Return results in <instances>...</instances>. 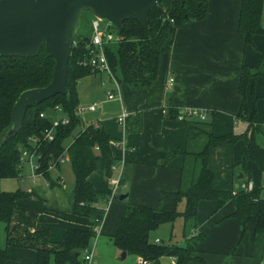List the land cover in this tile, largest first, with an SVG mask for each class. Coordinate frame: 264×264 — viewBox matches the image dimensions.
Masks as SVG:
<instances>
[{"label":"trees","instance_id":"16d2710c","mask_svg":"<svg viewBox=\"0 0 264 264\" xmlns=\"http://www.w3.org/2000/svg\"><path fill=\"white\" fill-rule=\"evenodd\" d=\"M208 1L161 0L148 12L146 25L138 20L128 19L117 29L108 21L109 28L106 31L117 34V49L115 52L110 51L106 47L109 43L107 41L104 51L117 84L125 83L134 90L149 88L157 75L159 57L171 48L176 29L186 22L204 18ZM263 1L240 0L237 30L243 35L246 45H253L254 35H264V28L260 23ZM81 23L82 16L80 25ZM77 33L80 39L72 47L67 65L68 93L57 94L29 108L19 131L5 141L2 138L10 126V112L16 97L22 90L47 85L52 77L54 60L47 54L44 46L33 57L0 56V179L19 175L22 166L19 161L20 149L26 148L36 152L39 162L36 173L54 184L48 167L53 162L56 163L54 167L59 166L58 159L67 155L74 176L69 211L91 219L96 225V222L102 220L103 211L96 208L94 202L103 194L94 188L88 177L91 173H97L112 179L115 157L109 144L111 136L99 124L95 127L94 124L98 123L96 121L86 124L73 135L67 148L63 147V140L82 122L81 116L75 113L79 103L75 89L76 80L92 73L78 64L79 60L88 56L91 32L83 35L79 26ZM117 68L120 77L115 74ZM258 76L264 78V50L260 51L258 64L243 65L240 69L238 92L241 103L237 117L248 121V130L243 134L238 135L231 130L221 135L214 134L213 111L207 112L209 115L206 114L204 119L195 118L188 121L185 146L173 152L181 154L183 158L178 188L159 191L155 206L126 204L114 232L109 236L120 252L145 259L149 263L162 256L173 257L175 264H187L191 259L202 261L193 255L203 236L201 233L185 238L183 245L164 243L159 239L155 242L156 239H152V234L159 226L172 224L177 218L195 223L198 206L202 201H214L219 208L234 198L235 209L229 217L235 218L243 226H249L254 233L264 234L262 188L254 185L251 190H238L235 194H232L231 190L217 189L213 185V172L207 165L213 147L233 144L243 139L244 151L234 165L240 166L247 179L251 176L248 162L253 163L259 170H264V148L254 139L257 131L264 133V126L253 124L255 110H249L246 99L248 86ZM103 80H108L107 76ZM108 81L115 87L112 80ZM109 90L115 92L114 88ZM54 106L60 107L68 118V123L53 129L52 140L40 141L32 146L29 138L40 136L51 126V121L43 112L44 108ZM96 109L97 107L94 111ZM167 111L168 116L176 119L178 109L169 107ZM40 113L44 116L41 117ZM125 124V131H137L141 126V118L138 114L126 117ZM125 174L126 169L123 168V173L118 178H113L118 179L117 187L124 183ZM33 198L40 201L34 190L0 191V222L3 223L5 235L4 245H0V264H6L9 259V246L34 249L35 264H49L50 259L54 264H85L80 254L89 246L96 231L92 226L67 228L58 242H52L49 228L38 219V211L21 203L22 200ZM115 199L118 200L119 195H116ZM180 202H183L182 209H178Z\"/></svg>","mask_w":264,"mask_h":264},{"label":"crops","instance_id":"0c3cea01","mask_svg":"<svg viewBox=\"0 0 264 264\" xmlns=\"http://www.w3.org/2000/svg\"><path fill=\"white\" fill-rule=\"evenodd\" d=\"M239 10L240 0H209L204 18L186 22L176 29L172 46L160 55L156 78L147 89L134 90L121 82L118 83L120 98L107 100L106 91L117 90L108 80L102 83L105 75L98 74L102 76L103 86L111 85L105 91L103 100L96 101L92 96L94 100L83 104L87 106L95 102L98 106L94 112H85L96 113L92 117L88 115V121L82 128L96 121L111 136V140L124 141L125 148L111 147V150L115 157L112 176L118 178L124 168L125 181L114 189L109 178L97 173L89 175L94 188L103 194L94 202V206L103 211L101 223L95 225L91 219L69 211L73 183L67 193L65 174L59 166L50 169L55 173L53 177L50 175L54 184L46 180L47 189L43 196L38 194L37 188L27 189H33L40 201L33 198L21 203L38 211V219L49 228L52 242H58L67 228L92 226L96 233L87 246L92 254L89 264H139L137 256L125 254L124 258H120L121 252L109 236L114 232L127 203L155 206L159 191L178 188L183 158L173 152L184 148L188 121L196 118L187 117L178 121L168 113L162 115L161 109L213 111L212 130L216 135L230 130L240 135L248 130V121L237 117L241 103L239 73L243 65L258 64L260 51L264 50V35H254L253 45H246L243 35L237 30ZM260 23L264 28V1ZM170 78L173 80L169 81ZM246 99L249 110H255L253 124L264 126V78L258 76L250 83ZM122 112L127 113V117L138 114L140 129L122 133L116 121ZM254 139L264 148L263 132L257 131ZM244 146V140L239 139L233 144L212 148L207 165L213 172L215 188L238 191L241 182L246 181V174L242 173L240 166L234 165L240 160ZM247 165L251 170L247 180L260 186L264 197V170H259L251 162ZM115 194L124 197L116 200ZM234 209V198L219 208L214 201H202L195 223L177 218L167 226L170 232L168 241L164 242L161 235H157L159 228L152 234V239L183 245L185 238L201 233L203 236L193 255L202 261L191 259L187 264H264V234L254 233L249 226H243L229 217ZM178 220L181 222H176ZM175 224L181 230V236L173 237ZM7 253L9 259L6 264H35L36 253L30 247L9 246ZM50 261L54 264L52 259ZM174 262L173 257L162 256L149 264Z\"/></svg>","mask_w":264,"mask_h":264},{"label":"water","instance_id":"95a60500","mask_svg":"<svg viewBox=\"0 0 264 264\" xmlns=\"http://www.w3.org/2000/svg\"><path fill=\"white\" fill-rule=\"evenodd\" d=\"M161 0H0V56L33 57L42 46L53 58L50 82L22 90L13 102L5 141L21 128L26 111L57 94L68 93L66 72L72 47L79 41L77 30L82 11L110 21L117 29L135 19L146 25L148 12ZM184 1V0H181ZM240 175V174H239ZM124 195H120L122 199ZM125 252L120 253L124 258ZM78 254H76L77 256Z\"/></svg>","mask_w":264,"mask_h":264},{"label":"built area","instance_id":"2783aa9c","mask_svg":"<svg viewBox=\"0 0 264 264\" xmlns=\"http://www.w3.org/2000/svg\"><path fill=\"white\" fill-rule=\"evenodd\" d=\"M102 20L99 18L94 17L93 20L90 23L91 27V36H90V42L88 43V56L83 57L81 60L78 61V64L86 67L90 72L96 73V74H104L107 76L108 80H112L114 82V86L117 90V92H113L111 90L106 91V99L111 100L114 98H120L119 92H118V84L116 82V79L109 67L108 60L105 55L104 51V44L107 40L112 38V34L106 32L109 28V22L108 20H103V26L100 25V22ZM173 79L170 78L169 81H172ZM105 80H103L104 82ZM102 82V83H103ZM97 107L96 103L89 104L87 106H77L75 113L77 115H82L85 112L94 111ZM55 111H59L60 109L56 106L54 107ZM162 115H166L167 109L166 107H163L161 109ZM207 112L205 110L197 109V108H182L179 110V112L176 114V120L178 121H184L186 117H196L199 119H204L206 117ZM40 116L43 117L44 114L40 113ZM126 117L127 113L122 112L116 117L117 124L121 128V132L125 133L126 129ZM68 123L67 117H60L59 119H55L51 121V126L49 129H46L41 133L38 137H30L29 141L31 142L32 146L37 144L40 141L44 140H52L53 139V129L55 127H58L59 125H65ZM95 127L98 126V123L94 124ZM109 144L113 148H125L126 144L123 140H110ZM37 155L35 150H29L26 148L20 149V165L27 164L30 168L31 176H34L36 173V170L39 168V162H37ZM59 162L62 163L64 161H68V156L64 155L63 157H60ZM56 165L55 162L49 165L48 169L54 168ZM109 182L114 187V189L117 188L118 185V179H109ZM254 186V183L251 180L242 181L239 190H251ZM30 191V190H28ZM114 191V190H113ZM232 194H235L237 191L233 190L231 191ZM264 200V197H263ZM101 221L96 222V224H100ZM155 242H158V239L155 240ZM92 254L88 248H84L82 251L81 258L84 261L85 264H89L91 260ZM139 264H149V262L145 259H139Z\"/></svg>","mask_w":264,"mask_h":264},{"label":"rangeland","instance_id":"374dc122","mask_svg":"<svg viewBox=\"0 0 264 264\" xmlns=\"http://www.w3.org/2000/svg\"><path fill=\"white\" fill-rule=\"evenodd\" d=\"M81 16H82V23L80 25V32L83 35H87L88 33L91 32L90 23L93 20L94 15L88 11H82ZM105 33H107V31ZM112 33H113L112 38L107 40V41H109V43H107L106 47L109 48L110 51L115 52L117 49V34L115 32H112ZM115 74L117 77H120V73H119L118 68L115 71ZM103 77H105V76H103ZM101 79H102L101 75L91 73V74L82 76L76 80L75 89H76V91L78 90L77 96H78V101L80 102V103H78L79 106H84L83 104H86V102H88V101L94 100V98L96 99V101L97 100H99V101L103 100V98L105 96V91L107 89H109L111 84L109 83L110 85L105 84L103 86V84L101 83ZM83 84H84V86H83ZM92 96H94V98H92ZM93 103H95V102H93ZM96 105L98 106L97 103H96ZM54 107H52V108L45 107L44 108L43 112L45 114V117L49 121L59 119L60 117H66L65 114L61 111L59 106H56L57 108L60 109L59 111H55ZM95 113H83L82 115H79V116H81V118L83 120L81 119L82 122L74 128L72 134H70L68 137H66L63 140V147L65 149L71 143L73 135L76 134L80 129H82V126L84 125V123L88 121L87 120L88 115L91 114L90 116L92 117L95 115ZM59 168L61 169L63 174H65V180H66L65 183L67 185L66 192L69 193L70 188H71L72 183H73V173L71 170L70 163L68 161H64V162L60 163ZM54 174L55 173L51 172V170H50V175L52 177ZM46 180L47 179L40 174H35L34 176H31L29 166L27 164H24L21 166V171L17 177L0 179V191H5V192H15L18 190L19 191L20 190L27 191V189L29 187H33V188H37V190L36 189L35 190L38 192L39 195L40 194L42 195V194H44V192H46V189H47V187H46L47 185H45L47 182ZM33 182L35 183V185H32ZM62 203H63L62 205H64V202H62ZM182 207H183V202H180V204L178 205V209H182ZM176 222H181V221L178 220ZM167 226H169L168 223L163 224V225L158 227L160 230L157 231L158 232L157 235H161L160 238H162V240L164 242L168 241L169 236H170L169 235L170 232H169V229L167 228ZM174 227L175 228H174L173 237L181 236V230L179 229V227L176 224L174 225ZM4 241H5V235L3 233V223L0 222V245H4ZM123 261H125V260H122L121 262H123ZM50 263L52 264L51 261H50Z\"/></svg>","mask_w":264,"mask_h":264}]
</instances>
